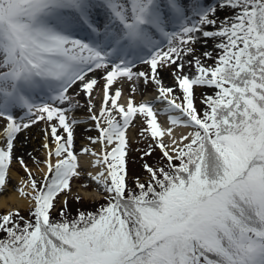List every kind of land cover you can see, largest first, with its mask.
Masks as SVG:
<instances>
[{
  "label": "snow or ice",
  "instance_id": "obj_1",
  "mask_svg": "<svg viewBox=\"0 0 264 264\" xmlns=\"http://www.w3.org/2000/svg\"><path fill=\"white\" fill-rule=\"evenodd\" d=\"M163 68L176 88L163 84ZM125 81L133 92L152 84L155 99L121 104L113 88ZM196 87L211 90L202 112ZM73 89L98 132L88 140L100 151L82 153L94 157L99 170L88 177L105 201L75 215ZM134 118L149 141L148 179L129 187ZM0 121V190L15 160L27 174L15 190L29 200L27 218L0 214V264H264V0H0ZM38 121L47 126L39 182L14 155L17 135Z\"/></svg>",
  "mask_w": 264,
  "mask_h": 264
},
{
  "label": "rangeland",
  "instance_id": "obj_2",
  "mask_svg": "<svg viewBox=\"0 0 264 264\" xmlns=\"http://www.w3.org/2000/svg\"><path fill=\"white\" fill-rule=\"evenodd\" d=\"M214 2V0H213ZM219 15L223 16L224 13H220ZM196 47V54L200 55L203 53L206 49L203 44H197ZM213 44L212 41H209L207 45V50H212ZM205 63H212L211 60L205 61ZM174 67V66H173ZM135 71H148V68L146 65L138 64L137 67L134 69ZM159 76L163 82V84L167 87H173L176 88L174 78L172 75L173 68H163L158 69ZM185 72H188L187 67L185 68ZM137 91L133 92V83L125 81L123 83H117L113 91L116 89L121 90V97L119 99V102L121 104H124L126 106L127 100L129 98L133 99V101L136 104H139L141 102L145 101H153L155 99V96L157 95L155 91V87L152 84H148L145 86L143 82H139L137 85ZM72 94L74 95L75 89L71 90ZM211 90L208 88H202V87H196L194 89V105L198 111H203L204 105L201 103V100L205 94H210ZM175 95L178 97H182V93L179 89H176ZM78 100L80 103V107L75 109L74 112H70L67 115H69L70 118L76 119L81 121V123H78L74 125V152L77 155V162H78V171L81 173L80 177H74L71 181V193L69 194V204L72 203L74 200L76 201L75 197L79 196L80 202H89L93 200H97L101 198L99 193L96 191V185L94 182L90 181V178L85 173V168H83L80 165L81 159L84 156V159H88V162L90 165L93 166L94 163V157H92L90 154L82 153V149L89 148L93 151L99 152L101 149V145L99 144H92L88 140V137H96L98 135V132L95 130V122L91 121L89 119V116L91 113L87 111V98L83 95L75 96L74 95V103ZM103 102V95L102 91L98 88L93 93V99L92 103L95 105L93 111L95 113H99V109L101 107V104ZM161 104H154V108L157 110L161 109L158 108V106ZM118 118V117H117ZM164 116H159L158 121L162 127ZM0 125H2V121H0ZM46 124L43 121H38L36 124L30 126L28 129L20 132L15 140V150L14 155L16 157H23L25 163L27 164L28 168L32 171V174L37 181H41L43 179L44 172L46 171V168L43 164L44 159L46 158V150L43 148V144L46 142L45 140V129ZM142 127V122L140 118H134L132 124L129 126V128L126 130V136L129 143V152L126 158V169H127V181L130 179H134L139 177V179L147 178V173L143 170V163L144 160L141 159L142 150L147 148V145L149 141L144 140L143 137L140 135ZM2 130V128H0ZM62 131V130H61ZM162 139L167 143L168 137L164 136ZM47 142L49 143L50 147H54V144L51 143V137H50V130H49V137ZM76 147H80L79 150L76 149ZM159 152V150H157ZM31 154V155H29ZM80 155H82L80 157ZM81 158V159H80ZM39 161V163H36ZM140 166V169L138 167ZM82 167V168H81ZM94 171H98L99 169L97 167L93 166ZM27 179V174L25 173L24 169L20 166L18 162L15 160L12 162L8 173L6 175V185L2 190H0V197L7 196L9 192H14L19 194L18 191L15 189L22 187V181ZM87 184V187H83L82 185ZM27 190V189H26ZM83 191L92 192V194L85 196ZM28 207L19 209V211L26 217V214L28 212ZM60 207V203H57V208ZM11 209H6L3 207H0V214H5ZM56 213V212H54Z\"/></svg>",
  "mask_w": 264,
  "mask_h": 264
},
{
  "label": "bare ground",
  "instance_id": "obj_3",
  "mask_svg": "<svg viewBox=\"0 0 264 264\" xmlns=\"http://www.w3.org/2000/svg\"><path fill=\"white\" fill-rule=\"evenodd\" d=\"M162 107V105H159ZM163 124L162 128H167L169 127L166 117L163 119ZM175 135L179 137L181 133L187 134L188 131H191V129H184V128H174L173 129ZM168 137L167 135H165ZM77 150L80 149V147H76ZM82 151V150H81ZM82 155H80L81 157ZM83 158L81 159L80 165L85 168V173L88 175V173H92L93 175L97 172L93 170V166L90 165L88 162V159H84L85 157L82 156ZM81 167V168H82ZM85 196L92 194V192L88 191H83ZM29 205V200L25 199L22 197L20 194L14 193V192H9L7 196H2L0 197V207L6 208V209H22L26 208Z\"/></svg>",
  "mask_w": 264,
  "mask_h": 264
},
{
  "label": "trees",
  "instance_id": "obj_4",
  "mask_svg": "<svg viewBox=\"0 0 264 264\" xmlns=\"http://www.w3.org/2000/svg\"><path fill=\"white\" fill-rule=\"evenodd\" d=\"M160 156V153L158 151H156L151 157L147 158V161L148 163L150 164H155L158 160ZM138 169H140V166L138 167ZM148 179V178H147ZM147 179H142L140 180L141 182H145ZM128 183V186L129 187H132L135 183V180L134 179H130L129 181H127ZM105 203V201L103 200V198H100L98 200H93V201H89L87 203L85 202H79L77 203L75 200L69 204L70 206V210H71V213L72 215H75V211L77 208L81 209V210H84V211H95V209L100 205V204H103ZM20 215L24 216L21 212H20ZM28 216V212L26 214V218ZM52 217L53 219H58V214L57 212L52 214Z\"/></svg>",
  "mask_w": 264,
  "mask_h": 264
}]
</instances>
